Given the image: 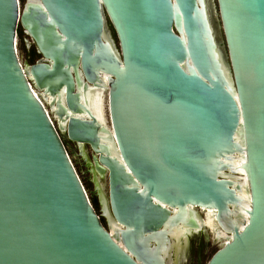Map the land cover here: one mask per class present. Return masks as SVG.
Returning a JSON list of instances; mask_svg holds the SVG:
<instances>
[{
    "label": "water",
    "instance_id": "95a60500",
    "mask_svg": "<svg viewBox=\"0 0 264 264\" xmlns=\"http://www.w3.org/2000/svg\"><path fill=\"white\" fill-rule=\"evenodd\" d=\"M216 1L228 75L205 0H0V264H168L179 229L188 254L209 237L199 209L228 235L207 264H264V0ZM18 28L41 57L26 70ZM65 138L106 172L112 232Z\"/></svg>",
    "mask_w": 264,
    "mask_h": 264
},
{
    "label": "bare ground",
    "instance_id": "6f19581e",
    "mask_svg": "<svg viewBox=\"0 0 264 264\" xmlns=\"http://www.w3.org/2000/svg\"><path fill=\"white\" fill-rule=\"evenodd\" d=\"M29 1H33V0H29ZM205 4H206V7L208 8V11L210 12L209 0H205ZM213 29H214V33L216 34L214 27ZM218 51H219L221 63L223 65V69L225 73L228 75L229 68H228L227 62L223 54L222 46H220L219 44H218ZM21 65L24 70L28 68L27 66L25 67V65L22 63ZM27 77L30 78V75L27 74ZM31 87L35 95L43 103L49 117L54 122V124H55V121H56V124L57 122L61 123L54 113L56 101H54L53 98H51L49 95H44L42 92H40V90L36 89L32 81H31ZM79 93H80V99L82 103L86 105L90 113L94 117H96L99 123H101L102 125H105L107 121V115H106V110H105L106 95L104 94L103 89H91V87H89L85 92L82 89H80ZM46 105H48V108L50 110H47ZM50 113L53 115L55 120L52 119V116L50 115ZM62 124H64L63 126H65L64 122H62ZM81 146H82V150H81ZM79 149L81 151V154L83 155V158L85 159V163L88 167L89 173L91 172L90 175L92 177L90 178L94 182V185L96 187V192L100 195L101 205L104 210V213H106V217L108 221V226H109L108 229L110 232H112V230L116 227V223L108 209V203H107V198H106V193H105V184H104L106 172L103 175L98 173L95 163L89 157H87V154H86L87 148L84 145H79ZM235 162H236L235 164L239 165L240 160L239 161L236 160ZM240 177L238 176L235 177V179L237 180V182L235 181L236 184L240 185L238 193L242 197H244V199H248V189L245 183V177L244 176L242 178ZM198 212L201 214V217H202L201 218L200 216L197 215V220H198V223H200V227L206 230L207 232H209L212 235L214 241L219 242L221 245L225 243L228 235L226 231L220 229L217 221L215 220L214 212L210 210H204V209H199ZM244 217L245 216H242L239 210H236V212H234L233 218L236 220L238 224L239 223L241 224V218L244 219ZM193 230H189V233L192 234V233L198 232V229H193ZM187 234H188L187 229H179V231L176 234L172 235L170 247L168 249V258H167L168 264H188L189 254H188Z\"/></svg>",
    "mask_w": 264,
    "mask_h": 264
},
{
    "label": "rangeland",
    "instance_id": "374dc122",
    "mask_svg": "<svg viewBox=\"0 0 264 264\" xmlns=\"http://www.w3.org/2000/svg\"><path fill=\"white\" fill-rule=\"evenodd\" d=\"M26 0H19L20 6H24ZM210 4V14L213 21L214 28L216 30L217 38L220 43H222V47L225 48L224 43V36L221 28V22L219 17V11L217 6L216 0H209ZM216 10V11H215ZM215 12V13H214ZM109 30L112 33V36L117 44L116 37L113 33V30L111 26L108 24ZM21 28H18V35H17V54L19 56L20 62L24 65L26 64H32L38 59H40V55L36 52L34 46L30 43L29 39L25 36V34L21 31V34L19 32ZM47 106V110H50ZM52 119H54L53 115ZM55 120V119H54ZM56 124V121H55ZM66 148L68 150V153L70 155V158L75 166V169L77 170V173L87 191V194L89 195V198L97 212V214L101 215V205L98 201L97 194L95 191V185L93 180L90 178L92 177L89 173L88 167L83 159V155L81 156L79 153L78 146L76 143L69 141L67 138L64 139ZM82 150V146H81ZM87 157L88 154L90 155V150L88 149V153L86 152ZM103 225L108 228L107 221L104 217H101ZM209 233V232H208ZM212 238V239H211ZM220 243L214 241L211 234H209V237L207 239L204 238L202 233H198L196 236L190 238V245H189V260L188 264H207L211 256L214 254V252L219 248Z\"/></svg>",
    "mask_w": 264,
    "mask_h": 264
},
{
    "label": "trees",
    "instance_id": "16d2710c",
    "mask_svg": "<svg viewBox=\"0 0 264 264\" xmlns=\"http://www.w3.org/2000/svg\"><path fill=\"white\" fill-rule=\"evenodd\" d=\"M21 31H22V30H19L20 34H21ZM22 32H23V31H22Z\"/></svg>",
    "mask_w": 264,
    "mask_h": 264
}]
</instances>
